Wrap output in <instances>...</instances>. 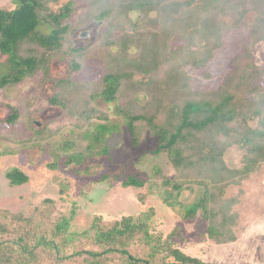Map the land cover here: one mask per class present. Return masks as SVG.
Segmentation results:
<instances>
[{
	"label": "trees",
	"instance_id": "obj_1",
	"mask_svg": "<svg viewBox=\"0 0 264 264\" xmlns=\"http://www.w3.org/2000/svg\"><path fill=\"white\" fill-rule=\"evenodd\" d=\"M85 1L89 5L87 18L108 22L123 4L121 12L132 23L131 29L123 30L115 38L105 22L104 35L87 46L75 47L67 45L73 30L68 21L74 14L72 1L43 17L45 0H18L13 9L0 8V51L9 56L11 65V72L0 77V88L6 96L16 97L18 84L39 71L48 74L50 53H66L72 59V71L76 72L82 69L86 52L105 48L99 57L103 71L98 81L88 84L75 81L72 76L61 78L50 103L61 105L76 118L77 128L86 127L99 118L95 110L86 106L91 98L84 96L92 87L96 88L93 96H101L108 102L143 87L152 97L147 106L140 110L132 106V109L121 108L128 119L132 151L138 153L144 149L143 155H167L175 174L165 178L163 184L173 201H177L185 186L204 187L203 196L186 212L188 217L200 214L205 222L202 239L219 244L236 241L237 213L233 211V202L226 198L227 189L242 183L264 162V110H254L260 119L257 127L244 123L240 130L236 129V121L245 118L237 107V94L250 85L257 73H263L262 68L255 66L252 58L245 60V54L250 58V51L244 50L238 55L241 59L236 75H230L213 98H184L165 110L163 117V112L156 110L167 97L185 91L189 79H185L188 73L184 74V69L207 66L229 28L224 17L235 10L236 3L233 0H124L125 4L120 0ZM254 1L264 5V0ZM132 12L139 13L136 21ZM261 40H264V13L253 23L244 48L251 49ZM260 99L264 100V96ZM175 106L179 108L174 112ZM20 118L19 108L11 106L0 122L14 124ZM100 118L104 122L99 125L105 128L107 116ZM2 137L9 139L0 133ZM34 137L46 138L44 133ZM148 138L154 143L148 142ZM233 145L244 152L241 168L226 164L225 152ZM80 148L71 139L57 146L59 152L69 155L78 153ZM134 171L124 185L145 187L146 172L138 173L136 168ZM9 176L14 183L26 180L18 168L12 169ZM60 199L64 201L63 197H45L30 213L0 208V264H219L186 249L177 226L167 230L162 222L144 218L151 209L148 213L114 220L95 214L86 229L73 231L70 225L77 206L71 203L69 208L68 204L62 208Z\"/></svg>",
	"mask_w": 264,
	"mask_h": 264
},
{
	"label": "rangeland",
	"instance_id": "obj_2",
	"mask_svg": "<svg viewBox=\"0 0 264 264\" xmlns=\"http://www.w3.org/2000/svg\"><path fill=\"white\" fill-rule=\"evenodd\" d=\"M68 1L73 2L74 14L68 20L73 30L71 42L67 45L87 46L98 36L104 35L105 22L108 21L87 18L89 5L85 0H45L41 16L58 10ZM120 2L125 4L126 1ZM233 2L236 8L224 17L229 28L224 31L220 46L213 51L205 68L183 70L184 74L191 76L185 75V79H189L188 85L185 91L167 97L157 107L156 110L163 112L161 117L165 110L172 109L174 103L179 104L184 98H213L214 93L226 84V79L236 73V67L239 68L241 58L238 55L249 50L250 58L245 54V60L252 58L254 65L262 68L263 73H257L250 85L238 92L237 107L245 118L236 121L235 128L240 130L244 123L252 128L258 126L259 114L254 110H264V100L260 99L264 96V40L251 49H245L244 43L248 40L253 23L263 15L264 5L254 0ZM17 5L18 0H0V8L13 9ZM119 8L120 12L108 22L111 29L108 31L115 38L132 27L128 17L121 12L123 4ZM138 14L131 13L133 21L137 20ZM238 19H241L238 21L240 23L233 26ZM102 50L106 51L102 47L86 52L83 67L76 72L72 71V59L66 53H50L48 74L39 71L18 84L16 97L6 96L0 88V119L7 116L11 106L19 108L21 112V118L14 124L3 120L0 122V133L9 136V139L0 138V208L30 213L45 197H63L64 201L60 199L58 202L62 208L66 204L69 208L71 203L77 206V214L70 225L73 231L86 229L95 214L114 220L124 215L148 213L151 209L144 218L151 222H162L167 230L177 226L186 249L205 260L219 264H264V162L242 183L228 187L226 198L233 202V211L237 213L234 224L237 240L219 244L202 239L205 222L200 214L194 217L186 215L190 206L203 196L204 187L196 184L185 186L176 198L178 202L173 201L163 184L165 178H172L175 174L167 155H143L144 149L138 153L132 151L128 119L122 109L132 106L140 110L147 106L152 97L143 87L138 92L118 95L112 102L101 96H93L96 88L92 87L84 96L85 99L91 98L86 106L88 110H95L99 118L86 127L77 128L76 118L70 116L61 105L50 103V98L58 92L57 81L61 78L72 76L75 81L88 84L98 81L103 71L99 60ZM243 62L241 60L240 63ZM8 72H11L9 56L0 51V77ZM27 101L32 105H26ZM173 108L175 112L179 107ZM100 116H107L105 128L99 125L104 122ZM43 133L46 136L44 139L34 137ZM68 139L81 145L78 153L69 155L57 150V146ZM147 140L154 143L151 138ZM243 154L241 147L231 146L225 152L226 164L230 168H241ZM14 168L26 176L23 183H14L9 176ZM135 168L138 173L140 170L146 172L145 187L124 185L128 175L136 173Z\"/></svg>",
	"mask_w": 264,
	"mask_h": 264
}]
</instances>
